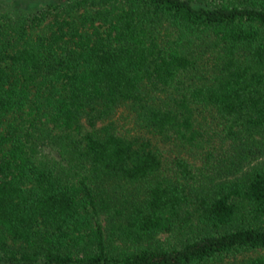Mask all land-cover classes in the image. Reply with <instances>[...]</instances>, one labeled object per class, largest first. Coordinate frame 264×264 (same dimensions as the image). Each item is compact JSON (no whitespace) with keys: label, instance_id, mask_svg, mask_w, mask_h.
Instances as JSON below:
<instances>
[{"label":"trees","instance_id":"obj_1","mask_svg":"<svg viewBox=\"0 0 264 264\" xmlns=\"http://www.w3.org/2000/svg\"><path fill=\"white\" fill-rule=\"evenodd\" d=\"M0 261L264 264V0L0 6Z\"/></svg>","mask_w":264,"mask_h":264},{"label":"rangeland","instance_id":"obj_2","mask_svg":"<svg viewBox=\"0 0 264 264\" xmlns=\"http://www.w3.org/2000/svg\"><path fill=\"white\" fill-rule=\"evenodd\" d=\"M47 1L52 0H0V6L9 11L10 13L20 12V11H30L36 7L44 4ZM117 131L120 134L128 136L141 135L142 133L135 129L132 116L129 112L124 109H120L118 113L113 118ZM0 264H7L0 261Z\"/></svg>","mask_w":264,"mask_h":264}]
</instances>
